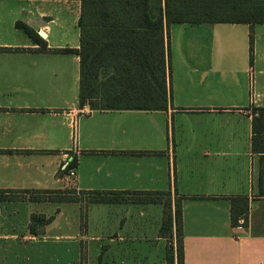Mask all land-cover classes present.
Segmentation results:
<instances>
[{
  "label": "crops",
  "instance_id": "1",
  "mask_svg": "<svg viewBox=\"0 0 264 264\" xmlns=\"http://www.w3.org/2000/svg\"><path fill=\"white\" fill-rule=\"evenodd\" d=\"M79 15V0H0V192L26 193L0 201V264L37 263L33 247L47 239L73 246V264H166L167 246L177 264L176 200L183 264H264V152L252 127L264 109V25L251 54L245 24L164 27L167 109L90 110L79 106V56L53 53L79 49ZM59 191L78 201L27 200ZM98 193L125 201L91 202ZM143 194L169 198L170 233L160 200H133ZM235 197L249 203L237 227ZM33 214L53 217L37 235Z\"/></svg>",
  "mask_w": 264,
  "mask_h": 264
},
{
  "label": "trees",
  "instance_id": "2",
  "mask_svg": "<svg viewBox=\"0 0 264 264\" xmlns=\"http://www.w3.org/2000/svg\"><path fill=\"white\" fill-rule=\"evenodd\" d=\"M79 49L55 50L53 53H74L80 58L79 106L90 110H166L168 92L166 69L168 49L164 43V27L171 24H245L250 27L249 52L252 53V30L264 25V0H79ZM27 35L47 51L45 41L29 28L22 26ZM168 47V46H167ZM250 57V62H251ZM108 68L110 70H108ZM104 82H100L101 77ZM171 94V92H169ZM100 102L101 104H95ZM253 150L261 145L264 152V109L253 117ZM76 161L66 169H74ZM65 171V173H66ZM25 192H0V201H23ZM52 202H76L74 192H54ZM15 195H23L16 197ZM148 197L149 195L143 194ZM28 201H41L28 197ZM140 203H154L147 198L133 199ZM117 194H97L95 203H121ZM230 223L248 220L249 203L246 197L230 199ZM167 208V210H166ZM164 221L168 233L172 216L170 203L164 204ZM53 217L33 214L30 232L37 235ZM175 238L177 264H183L181 241L180 200L175 201ZM171 235V234H170ZM166 264H174V249L169 247Z\"/></svg>",
  "mask_w": 264,
  "mask_h": 264
},
{
  "label": "rangeland",
  "instance_id": "3",
  "mask_svg": "<svg viewBox=\"0 0 264 264\" xmlns=\"http://www.w3.org/2000/svg\"><path fill=\"white\" fill-rule=\"evenodd\" d=\"M104 81H105V77L102 76L100 82L102 83ZM97 101L99 100H96V102L94 103L101 104L100 102H97ZM15 196L22 197L23 195H15ZM23 197L26 198V196H23ZM29 197L41 199L42 202H48V201H51L52 199L58 198V196L53 193H48L44 195H29ZM140 198H147L150 200H160L163 204H166V205L169 204V198L166 196H161V197H149L148 196V197H140ZM167 233H168V229L165 227L163 234H167ZM34 246H35L33 247L34 250L39 251L42 255L40 256V261H38L35 264H73L72 262L68 261L70 258H73L74 256L73 246L66 245L63 242L58 243V242L52 241L51 239L40 240L39 243H37ZM169 247L170 246H167V250L169 249ZM53 257H56V259L59 261H54Z\"/></svg>",
  "mask_w": 264,
  "mask_h": 264
},
{
  "label": "built area",
  "instance_id": "4",
  "mask_svg": "<svg viewBox=\"0 0 264 264\" xmlns=\"http://www.w3.org/2000/svg\"><path fill=\"white\" fill-rule=\"evenodd\" d=\"M263 137H264V132H263ZM67 167H68V166H65V167L63 168V170L66 171ZM66 175H67V177H68L69 179H74V177H75V170H74V169H69V170H67V171H66Z\"/></svg>",
  "mask_w": 264,
  "mask_h": 264
},
{
  "label": "water",
  "instance_id": "5",
  "mask_svg": "<svg viewBox=\"0 0 264 264\" xmlns=\"http://www.w3.org/2000/svg\"><path fill=\"white\" fill-rule=\"evenodd\" d=\"M41 35V34H40ZM43 37V35H41Z\"/></svg>",
  "mask_w": 264,
  "mask_h": 264
}]
</instances>
